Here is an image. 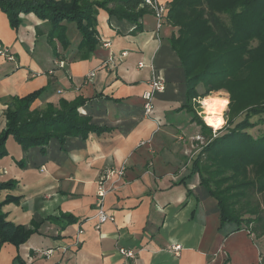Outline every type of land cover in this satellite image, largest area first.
I'll use <instances>...</instances> for the list:
<instances>
[{
    "label": "crops",
    "instance_id": "1",
    "mask_svg": "<svg viewBox=\"0 0 264 264\" xmlns=\"http://www.w3.org/2000/svg\"><path fill=\"white\" fill-rule=\"evenodd\" d=\"M158 1L166 7L172 2ZM149 9L140 30L99 10V44L85 58L72 24H66L70 47L56 41L53 48L48 22L21 15L23 23L14 29L0 9V43L14 57H0V135L13 101L38 91L43 94L33 109L81 97L89 100L83 112L92 124L107 130L63 146L52 140L44 149H24L8 139L0 184L14 187L0 191V204L16 200L3 207L7 221L35 233L20 247L4 244L0 264H259L261 247L247 231L221 228L217 202L191 175L201 127L178 110L186 89L169 44L176 29L166 21L158 28ZM153 73L166 80L167 89L156 94L147 118L142 94ZM183 114L189 115L185 123L171 117ZM122 166L124 181L105 199L115 221L97 230V183L106 169ZM80 230L82 244L74 247ZM48 250L53 255L42 258ZM120 250L134 252L135 259Z\"/></svg>",
    "mask_w": 264,
    "mask_h": 264
},
{
    "label": "trees",
    "instance_id": "2",
    "mask_svg": "<svg viewBox=\"0 0 264 264\" xmlns=\"http://www.w3.org/2000/svg\"><path fill=\"white\" fill-rule=\"evenodd\" d=\"M0 9L12 28L23 23L21 15L34 14L50 25L49 43L58 41L70 47L66 24H74L82 36L78 53L88 57L99 44V10L110 18L137 25L152 13L145 0H0ZM165 21L176 29L169 40L184 71L186 103L178 110L193 116L201 127L206 143L192 161L191 175L217 202L221 228L247 231L253 241L264 238V134L250 133L264 115V0H172ZM199 87L204 89L200 93ZM230 94V112L244 118L229 119L214 136L194 109L195 102L212 93ZM43 91L13 101L5 114L6 129L0 135V159L7 155L6 144L12 137L24 149H44L52 140L62 146L90 134L107 131L92 124L83 109L89 100H60L45 109H33ZM14 187L1 183L0 191ZM0 204V249L27 243L35 233L7 221ZM259 264H264V253ZM20 264L24 262L20 261ZM224 264H227L226 262Z\"/></svg>",
    "mask_w": 264,
    "mask_h": 264
},
{
    "label": "built area",
    "instance_id": "3",
    "mask_svg": "<svg viewBox=\"0 0 264 264\" xmlns=\"http://www.w3.org/2000/svg\"><path fill=\"white\" fill-rule=\"evenodd\" d=\"M145 5L151 8L158 22V28L162 26L165 21L166 15L168 13V8L162 5L158 0H145ZM0 57L8 60L14 61V57L11 55L10 50L0 43ZM139 68H144L145 64L142 62L138 66ZM153 69V67H151ZM167 89L166 80L162 76H157L153 73L152 78L146 84V89L142 94L143 109L145 116L150 118L154 112V98L156 94H163ZM126 177V167L122 166L119 169H106L103 172L101 179L97 183L96 192V220H97V230H99L103 225L114 222L115 218L110 215L105 208V199L109 193L115 191L116 187L121 184ZM83 231L80 230L75 237L73 246L78 247L82 244L80 237L83 235ZM175 251L179 252L180 247L176 246ZM122 256L126 259H135L136 255L132 251L120 250ZM53 255V250L44 251L41 253V257L49 259Z\"/></svg>",
    "mask_w": 264,
    "mask_h": 264
},
{
    "label": "rangeland",
    "instance_id": "4",
    "mask_svg": "<svg viewBox=\"0 0 264 264\" xmlns=\"http://www.w3.org/2000/svg\"><path fill=\"white\" fill-rule=\"evenodd\" d=\"M71 28H74L73 30H76V27H75L74 24L71 25ZM199 90H200L199 91L200 93H203L204 92V89L202 87H200ZM210 96L211 97H216V98L219 97L221 99L226 98L229 101L227 108H225V110L223 112V119H224V125H223V127H225V125L227 124V115L228 114H229V116H228L229 119L235 120L236 117H233V115H232V113L230 112V109H229L230 101H231L230 100V94H228L227 92L222 91V92H218V93H212ZM205 99H199L200 102H201L200 104H197V102H195L194 109L196 110L198 116L203 119V121L206 124V126H209L206 123L205 119H204L205 118V115H204V105H203V102H204ZM183 116L179 115V116H171V117L176 122L185 123L186 120H187L186 117L189 116V115L183 114ZM243 118H244V115H242L241 117L236 118V123L240 122ZM252 121L253 122H259V125L255 129H253L252 131H250V133L253 134L254 136H260V135L264 134V115H262L260 117H255ZM219 130L220 129L216 130V129H213L212 128L213 135L216 136L215 134ZM196 142L198 143V146L195 145L194 149L197 150L198 151L197 154H199V152L201 150V147L206 143V140L204 139V137H200L199 141H196ZM260 240L261 239L256 240L255 242L259 245V247H261V252L264 253V238H262L261 241Z\"/></svg>",
    "mask_w": 264,
    "mask_h": 264
},
{
    "label": "bare ground",
    "instance_id": "5",
    "mask_svg": "<svg viewBox=\"0 0 264 264\" xmlns=\"http://www.w3.org/2000/svg\"><path fill=\"white\" fill-rule=\"evenodd\" d=\"M229 101L224 98L208 97L204 100V115L206 123L213 129H221L224 125L223 112Z\"/></svg>",
    "mask_w": 264,
    "mask_h": 264
}]
</instances>
